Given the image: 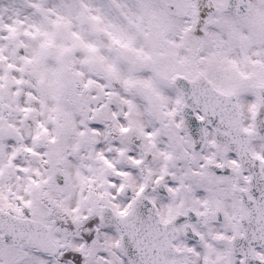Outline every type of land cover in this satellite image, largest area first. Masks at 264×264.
Instances as JSON below:
<instances>
[{
	"label": "snow or ice",
	"instance_id": "1",
	"mask_svg": "<svg viewBox=\"0 0 264 264\" xmlns=\"http://www.w3.org/2000/svg\"><path fill=\"white\" fill-rule=\"evenodd\" d=\"M0 264H264V0H0Z\"/></svg>",
	"mask_w": 264,
	"mask_h": 264
}]
</instances>
